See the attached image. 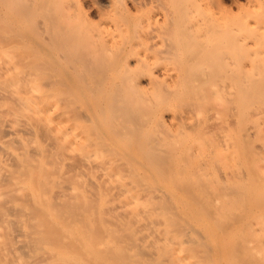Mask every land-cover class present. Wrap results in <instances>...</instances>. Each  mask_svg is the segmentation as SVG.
Segmentation results:
<instances>
[{
  "label": "bare ground",
  "instance_id": "obj_1",
  "mask_svg": "<svg viewBox=\"0 0 264 264\" xmlns=\"http://www.w3.org/2000/svg\"><path fill=\"white\" fill-rule=\"evenodd\" d=\"M263 148L264 0H0V264H213Z\"/></svg>",
  "mask_w": 264,
  "mask_h": 264
},
{
  "label": "rangeland",
  "instance_id": "obj_2",
  "mask_svg": "<svg viewBox=\"0 0 264 264\" xmlns=\"http://www.w3.org/2000/svg\"><path fill=\"white\" fill-rule=\"evenodd\" d=\"M212 102H214V100ZM211 105H214V104L212 103ZM263 149L259 150L260 153L258 152V155L256 154L255 156L251 157L252 158L251 160H250V157H248V156L246 158H244L246 160V162H243L244 164L242 163L243 158L241 160L240 166H242V164L243 165L247 164L249 166L251 172H252V175H253L254 180L250 179V181H252L251 186H253V187H252V189L247 190L248 192H250V194L245 190V188H242L239 192L237 190L238 193L228 192V194L226 192L225 193L224 192H211V190H208V191L204 190V192H207V194H209L210 197L206 193L204 196L203 190H201V191L199 190L200 192L193 190L192 192H194V193L190 192L191 195L189 193V198L187 200V203L190 206V210L193 211V216H194V218H191V220L193 222V225L196 228L198 226H201L203 228V223H205L206 229L208 228V233L211 234L212 239L211 238L208 239L209 243L207 245H208V247L210 246V247H212V249H215V253H214V258H215L214 261L215 262L214 263H216V264L217 263L222 264V262H223V264H228V262L229 263L231 262L230 264H235V263L236 264H264V157H263L264 154H262L263 156L260 155L261 153H264ZM261 150H262V152H261ZM256 159H258V160H256ZM259 159H263L262 160L263 162ZM248 160H249V162H247ZM253 160L256 161V162L254 161V163H255L257 168H254L255 165H254V167H252L253 165L251 166V162L253 163ZM257 163H258L259 167L257 166ZM239 164H240V162H239ZM247 165L245 167H247ZM221 169H222L221 166L219 167V165H218L216 167V172H219L221 174V172H222ZM260 169L262 172H260ZM257 173H261V174L257 175ZM201 180H204L205 182L209 181L208 179L206 180V178H204V179L200 178L199 181H201ZM203 182L201 181V183H203ZM241 185H244V183L242 182ZM254 185H255V187H254ZM251 190H253V191H251ZM245 191L247 192V194ZM195 192L201 193L202 195L200 194L199 195L200 197H198L197 196L198 194L195 195ZM180 193L183 195L182 192H180ZM193 194H194V196L192 197ZM211 194H214V195H211ZM224 194H227L228 196L227 195L225 196ZM235 194H236V197H233V195H235ZM220 195H222V197H219ZM237 195H238V197H237ZM190 196H191V198H190ZM213 196H215V197H213ZM208 197L210 200L207 199ZM226 197H228L229 199H227ZM192 198H194V199H192ZM221 198H222V200L225 199V201H227V200L229 201L231 198L230 201L233 204H236V203L239 204V205L237 204L239 207H236V205L232 204L233 207L235 206V208H236L235 211H234L235 208L233 209V207L228 208L229 209L228 215L232 214L233 216L232 215L228 216L226 214L228 212L227 209L221 210V209H225L224 207H226L224 205L225 203H221V202H223L220 200ZM195 199L197 200V202H195L196 201ZM218 199L220 200L219 202H218ZM199 200H200V202H198ZM207 200L210 202H208ZM236 200H239V201H236ZM249 201H250L251 205L253 203L255 204L254 205L255 207L251 206L253 209L255 208L254 210L250 207ZM183 202H185V201L182 200L181 198H177L176 204H181ZM220 204H223V205L220 206ZM227 204L230 205L231 203H227ZM246 204L249 206V208L247 207ZM214 205H215V207L212 208V206H214ZM197 206H198V209H197ZM208 208L210 211L207 210ZM200 209L201 210L203 209L205 213L207 212L206 213L207 215L202 216L201 213H198V211ZM237 209H239V212ZM244 209H245V211H244ZM248 210H249V212H248ZM217 211H219V212H217ZM223 211L224 212L227 211V212L224 213ZM235 212H238L240 214H236ZM225 216L229 217V219H228L229 222L225 221L226 220V218H224ZM239 216L241 217V219ZM220 217L221 218L223 217L222 220L219 219ZM230 217H233L234 219L233 218L230 219ZM216 219H219L218 220L219 222H217V223H221V221H223V223H221L220 226L224 227L223 230L224 229L226 230V231L224 230L226 232L224 237L222 236V232H220V233L217 232V228H216L217 227L216 226L217 220ZM205 220L208 221V223H206ZM231 220H233L234 223L237 222V224L235 226H233L234 223L231 222ZM230 222H231V224H230ZM232 226H233V228H232ZM229 227H231V228H229ZM227 229H229V231ZM221 236L225 239H222ZM233 236H234V240H233ZM229 242L231 245L229 244ZM233 242H234V244H233ZM222 245L223 246L226 245V250L223 248ZM229 246H230V248H229ZM232 246H233V248H232ZM220 247H222L223 250H225V251H222V249H220ZM231 248H232V251L230 250ZM236 249H238L237 250L238 252L236 251ZM233 250H235V251H233ZM224 252H228V254H230V255L228 256L227 253H224ZM220 253H222V254H220ZM237 253H238V255H237ZM225 255L228 256L227 259L228 258H230V259L227 260ZM223 257H224V259H223ZM218 260H219V262H218ZM229 260H231V261H229ZM95 264H97L96 261H95Z\"/></svg>",
  "mask_w": 264,
  "mask_h": 264
}]
</instances>
